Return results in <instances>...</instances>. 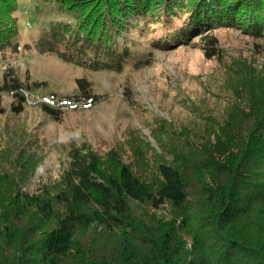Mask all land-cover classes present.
I'll return each mask as SVG.
<instances>
[{
  "label": "rangeland",
  "instance_id": "rangeland-1",
  "mask_svg": "<svg viewBox=\"0 0 264 264\" xmlns=\"http://www.w3.org/2000/svg\"><path fill=\"white\" fill-rule=\"evenodd\" d=\"M17 8L18 48L0 57V188L17 192L19 203L43 192L51 199L58 193L77 198L81 175L93 161L108 173L117 162L125 164L152 192L163 185L158 164L167 163L184 172L194 189L196 172H206L215 154L239 150L250 130L264 128V35L217 27L210 34L218 52L208 57L204 33L170 45V39L160 40L162 10L154 17L134 15L117 37L118 52L125 54L122 68L108 71L68 63L55 52L57 45H48L53 24L73 23L53 0H17ZM187 17L177 12L178 21ZM9 75L23 85L19 111L18 98L2 89ZM77 78L88 82L91 105L54 107L56 118L47 115L37 99L80 95ZM128 203L146 225L175 212L167 202L157 208ZM52 205L62 209L54 199ZM97 233L80 225L73 239L94 248ZM8 237L0 228V264Z\"/></svg>",
  "mask_w": 264,
  "mask_h": 264
},
{
  "label": "trees",
  "instance_id": "trees-1",
  "mask_svg": "<svg viewBox=\"0 0 264 264\" xmlns=\"http://www.w3.org/2000/svg\"><path fill=\"white\" fill-rule=\"evenodd\" d=\"M53 2L73 23L53 24L48 45H57L62 60L90 69L121 70L125 54L118 52L117 37L134 15L154 17L162 10L166 20L158 30L163 32L160 40L170 39V45L183 43L190 33H204L208 57L218 52V40L210 34L217 27L264 35V0ZM17 9V0H0L2 59L18 48ZM178 11L188 17L178 21ZM75 82L81 94L70 97L94 98L85 79ZM2 87L18 98L19 111L23 85L9 75ZM41 108L56 118L57 109L43 103ZM246 140L235 152L215 154L206 172H196L194 189L184 172L163 162L158 164L163 185L156 192L121 162L112 173L90 162L78 182L77 198L64 193L52 197L61 210L53 208L46 192L19 203L20 195L2 186L0 228L9 232L2 264H264V128L250 130ZM129 200L154 208L167 202L175 212L169 220L146 225L132 214ZM80 225L98 229L100 244L77 246L73 237Z\"/></svg>",
  "mask_w": 264,
  "mask_h": 264
},
{
  "label": "bare ground",
  "instance_id": "bare-ground-1",
  "mask_svg": "<svg viewBox=\"0 0 264 264\" xmlns=\"http://www.w3.org/2000/svg\"><path fill=\"white\" fill-rule=\"evenodd\" d=\"M38 100L43 103L48 105V101L52 100V93H49L46 96H43V98H38ZM53 102H59V103H55V108H61V107H66V108H70V109H74L77 107V105H82L84 107H88L89 105H91L92 103V99L91 98H72V97H58L56 95H53Z\"/></svg>",
  "mask_w": 264,
  "mask_h": 264
},
{
  "label": "built area",
  "instance_id": "built-area-1",
  "mask_svg": "<svg viewBox=\"0 0 264 264\" xmlns=\"http://www.w3.org/2000/svg\"><path fill=\"white\" fill-rule=\"evenodd\" d=\"M53 95H55V94L52 93V100L48 101V106L51 108H54L55 103H59V102H53ZM40 98H43V96H41Z\"/></svg>",
  "mask_w": 264,
  "mask_h": 264
},
{
  "label": "clouds",
  "instance_id": "clouds-1",
  "mask_svg": "<svg viewBox=\"0 0 264 264\" xmlns=\"http://www.w3.org/2000/svg\"><path fill=\"white\" fill-rule=\"evenodd\" d=\"M38 100V99H37ZM37 102H39V101H37Z\"/></svg>",
  "mask_w": 264,
  "mask_h": 264
}]
</instances>
